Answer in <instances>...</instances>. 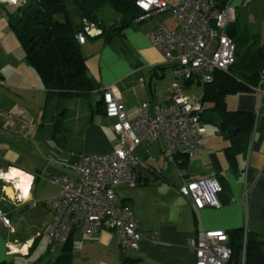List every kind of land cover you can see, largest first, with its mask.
<instances>
[{
  "label": "crops",
  "instance_id": "1",
  "mask_svg": "<svg viewBox=\"0 0 264 264\" xmlns=\"http://www.w3.org/2000/svg\"><path fill=\"white\" fill-rule=\"evenodd\" d=\"M225 2L234 8L231 25L235 32L254 35L264 44V0ZM112 12L108 19L111 25H118L120 16ZM8 18L0 13V172L19 170L28 176L24 187L30 181L32 186L25 193L19 179L14 180L16 187L0 180V190L3 185L6 195L0 204L11 220L10 227L0 226V262L53 264L63 243L41 239L46 237L45 227L51 219L43 200L58 191L51 179L72 176L81 153L103 154L116 148L117 137L111 127L114 119L97 112L83 126L87 112L77 134L71 132V139L64 121L65 141L57 143L52 136L47 90L28 64ZM159 23L175 26L174 18L164 11L127 25L106 41L99 36L102 19L96 16L94 24L87 22L99 29L80 45L88 74L98 90L113 86L118 91L128 119L136 117L141 101L165 104L173 84L180 85L184 94H191L186 89L199 84L187 85L175 78L171 65L149 41L147 31ZM259 82L249 91L225 96L226 109L243 114L231 123L234 132L202 120L208 136L201 151L187 157L182 166L178 165L181 156L172 161L163 157L160 140L135 147L133 152L143 163L137 168L139 183L120 185L116 192L138 223L142 234L138 247L121 249L108 229L91 236L75 230L69 239L67 264H130L128 257L136 264H195L189 240L199 231L222 229L228 235L241 227L264 233V98L256 90ZM188 177H216L223 186L218 194L220 206L194 209L189 198L178 191ZM18 188L23 192L20 197ZM24 220L28 229H33L31 233L24 234ZM17 246L23 247L15 249Z\"/></svg>",
  "mask_w": 264,
  "mask_h": 264
},
{
  "label": "built area",
  "instance_id": "2",
  "mask_svg": "<svg viewBox=\"0 0 264 264\" xmlns=\"http://www.w3.org/2000/svg\"><path fill=\"white\" fill-rule=\"evenodd\" d=\"M27 0H0L11 9H19ZM142 13L135 22L168 11L175 20L173 28L163 23L152 26L147 37L171 65L175 78L183 82H211L214 73L227 71L235 61V43L227 34V28L235 20L234 8L225 3L220 6L215 0H135ZM85 32L92 35L87 25ZM80 44L85 34L78 32ZM264 98V78L256 87ZM105 116L113 118L111 125L117 137V147L103 154L81 153L73 166V175H56L51 182L58 187L55 195L43 200L51 214L45 227L50 242L64 243L75 230L93 235L102 229L111 231L116 246L124 250L136 249L142 234L131 209L124 205L116 192L120 185L135 186L139 183L137 168L143 163L133 150L141 144L161 141L165 159L193 156L202 149L208 134L202 122L205 106L201 95L184 94L182 87L173 84L165 104L141 101L137 115L128 119L126 108L113 86L100 89ZM0 172V180L16 187V178ZM32 182L27 186V193ZM17 197L23 194L17 189ZM189 198L194 209L206 206L219 207L218 194L223 186L216 177H188L178 189ZM246 192V190H245ZM6 195L3 185L0 203ZM10 217L0 204V226L10 227ZM151 238H154L151 235ZM228 235L222 229L199 231L189 240L195 255V264H228L231 254L227 245Z\"/></svg>",
  "mask_w": 264,
  "mask_h": 264
},
{
  "label": "trees",
  "instance_id": "3",
  "mask_svg": "<svg viewBox=\"0 0 264 264\" xmlns=\"http://www.w3.org/2000/svg\"><path fill=\"white\" fill-rule=\"evenodd\" d=\"M81 25H73L65 0H27L17 9L16 14H9V25L25 52L28 64L39 75L47 90L48 103L55 97L56 104L67 99H87L88 116L83 126L90 121L92 114L104 111V104L99 95L93 103L90 96L99 92L93 78L88 74L86 58L81 52L80 43L76 38L78 32L86 37L90 35L84 30L85 22L96 21L95 9L107 5L120 16L119 24L104 26L99 36L110 40L118 31L135 22L142 11L136 6L135 0H74ZM86 2H92L94 9L88 11ZM225 0L220 1V6ZM143 21V20H142ZM141 22V21H140ZM238 36L235 43V61L225 72L214 73L213 80L202 85L201 101L209 103L205 111H215L220 115V127L226 129L231 123H236L243 115L227 110L225 96L251 90L264 76V44L257 38L235 32ZM85 42V41H84ZM188 85L189 82H186ZM100 94V93H99ZM63 107L55 115H51L54 140L63 144L64 120ZM187 156H181L179 166L185 163ZM63 243L62 253L53 264H67L70 257L69 239ZM227 245L231 254L228 264H264V233L246 231L235 228L228 233ZM130 264L136 260L128 257ZM0 264H9L5 261Z\"/></svg>",
  "mask_w": 264,
  "mask_h": 264
},
{
  "label": "rangeland",
  "instance_id": "4",
  "mask_svg": "<svg viewBox=\"0 0 264 264\" xmlns=\"http://www.w3.org/2000/svg\"><path fill=\"white\" fill-rule=\"evenodd\" d=\"M170 1H174L177 2L178 0H170ZM66 3V7L68 10V14L70 17V20L72 22L73 25H81L82 21H81V17L79 15V10L78 7L76 5V3L74 2V0H65ZM113 10L107 6H101L98 7L96 9V16H99L102 19L103 22V26L106 27V25H111L112 20H109V16ZM0 13H3L5 16L9 17V14H16L17 13V9L13 10H9L7 9L4 5H2L0 3ZM109 20V21H108ZM238 36H235L234 40H236ZM201 90H202V85L200 84H196L191 86L190 88L186 89V91H188L191 94H194L195 96H200L201 94ZM97 98H99V94L97 92L93 93L90 96V100L93 103ZM87 99L85 98H81V99H67L64 101H61L59 105L56 104V99L55 97L52 98V100H50L49 105H48V113L50 115H55L57 114L59 111H61V109L63 107H66L67 110L64 112V114L62 115L65 124L67 126V129L69 130L68 135L70 136L69 139H71V132L74 130L75 132L79 130L80 126H81V118L83 115H85L88 112V108H87ZM76 132V134H77ZM20 215V214H18ZM13 219L15 218L14 216H12ZM25 224V228L23 229L24 234L31 233L33 229H28L29 225L27 223V221L24 220L23 222ZM35 229H37V227H35ZM40 230V229H38ZM42 231V229L40 230V232ZM47 236L45 237V235H43L41 237V239H46ZM48 240V239H47ZM49 242V240H48ZM57 243V242H56ZM53 243V244H56ZM42 244V242L40 243V245Z\"/></svg>",
  "mask_w": 264,
  "mask_h": 264
},
{
  "label": "water",
  "instance_id": "5",
  "mask_svg": "<svg viewBox=\"0 0 264 264\" xmlns=\"http://www.w3.org/2000/svg\"><path fill=\"white\" fill-rule=\"evenodd\" d=\"M215 1H216L217 5H220V1L221 0H215ZM86 8H87L88 11H92L94 9L93 3L92 2H86ZM93 30H95V31L92 32V33H98L99 32L97 29H93ZM234 32H235L234 25H230L227 28L228 36L232 37L234 35ZM202 120L205 121V122H208V123H212V124H214L216 126H220V124H221L220 115L217 112H215V111H205L204 114L202 115ZM227 130H228L229 133H231V132H234L236 130V127L234 125H229L227 127Z\"/></svg>",
  "mask_w": 264,
  "mask_h": 264
},
{
  "label": "bare ground",
  "instance_id": "6",
  "mask_svg": "<svg viewBox=\"0 0 264 264\" xmlns=\"http://www.w3.org/2000/svg\"><path fill=\"white\" fill-rule=\"evenodd\" d=\"M95 30H93L92 32H94ZM11 170H13V169H11ZM15 170V172H12V171H10V172H7L6 174H5V176L6 177H12V178H16L17 180L19 179V183H18V185H20V187L22 188V189H24L25 187H26V185H25V183L28 181V176H26V174H24V173H22L21 171H19V170H16V169H14ZM25 186V187H24ZM23 246H17L15 249H21Z\"/></svg>",
  "mask_w": 264,
  "mask_h": 264
},
{
  "label": "clouds",
  "instance_id": "7",
  "mask_svg": "<svg viewBox=\"0 0 264 264\" xmlns=\"http://www.w3.org/2000/svg\"><path fill=\"white\" fill-rule=\"evenodd\" d=\"M10 171L15 172L14 169L13 170H10ZM23 190H24L25 193L27 192V188H24Z\"/></svg>",
  "mask_w": 264,
  "mask_h": 264
}]
</instances>
